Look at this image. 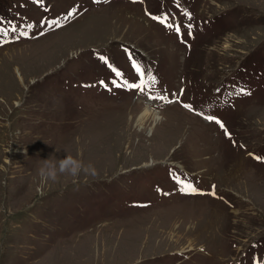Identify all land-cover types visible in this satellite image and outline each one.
Returning a JSON list of instances; mask_svg holds the SVG:
<instances>
[{
    "label": "rangeland",
    "instance_id": "1",
    "mask_svg": "<svg viewBox=\"0 0 264 264\" xmlns=\"http://www.w3.org/2000/svg\"><path fill=\"white\" fill-rule=\"evenodd\" d=\"M3 31L0 264H264V0H0ZM129 54L154 86H113ZM67 154L94 174L41 177Z\"/></svg>",
    "mask_w": 264,
    "mask_h": 264
},
{
    "label": "snow or ice",
    "instance_id": "2",
    "mask_svg": "<svg viewBox=\"0 0 264 264\" xmlns=\"http://www.w3.org/2000/svg\"><path fill=\"white\" fill-rule=\"evenodd\" d=\"M34 2L39 5V4L42 3V0H34ZM134 2H135V0H134ZM75 14L76 13L74 11L70 10L68 12L67 16L65 17V19H68V18L72 17ZM149 15H151V14L149 13ZM152 18L154 20H157L159 23L165 25L166 27L172 29L173 31H175L178 36L181 34V25L177 24V23H172L171 22V18L168 17L167 14H165L163 16H160V17H152ZM54 23H55V26H57V27L60 26L59 22H54ZM189 27H191V26H189ZM12 31L15 32L16 29L13 28ZM0 35H3V36L6 37L8 35V32L7 31L0 32ZM21 35H26V33H21ZM100 59L107 66L112 68V71H113L114 75L117 77V80L113 81V86L114 87H127L129 89H137V90L143 92L149 86L146 82H151V86L155 85V82H156L155 81V77H153L151 75V72L149 70H145L142 65H140L138 62H136L131 54H129V60L132 63L133 70L136 73L139 82H129L126 79V77H124V74L122 72H120L119 70H117V69H115L114 67L111 66L110 61H109V59L107 57L101 55ZM241 91L244 92V90H241ZM185 107L189 108V110H192L190 108V106H188V105H185ZM200 115H203V113H201ZM203 118L206 119L209 122H215L222 129H225L226 135H229V133H227V131H226V126L218 118H216L214 116H211V115L203 116ZM178 183H180L182 188H184L186 190H190L192 193H196L197 192V189L193 187V185H192V183L190 181L180 180ZM214 194L215 193H213V195Z\"/></svg>",
    "mask_w": 264,
    "mask_h": 264
},
{
    "label": "clouds",
    "instance_id": "3",
    "mask_svg": "<svg viewBox=\"0 0 264 264\" xmlns=\"http://www.w3.org/2000/svg\"><path fill=\"white\" fill-rule=\"evenodd\" d=\"M43 163L44 166L39 170L41 177L52 180H55L58 174L64 173L70 174L72 176H77L81 171H91L94 174V169L91 165L86 166L81 160L76 159L68 154L63 159L57 160L56 158H49Z\"/></svg>",
    "mask_w": 264,
    "mask_h": 264
},
{
    "label": "bare ground",
    "instance_id": "4",
    "mask_svg": "<svg viewBox=\"0 0 264 264\" xmlns=\"http://www.w3.org/2000/svg\"><path fill=\"white\" fill-rule=\"evenodd\" d=\"M17 105V104H16ZM140 115L136 118V122L142 127V122L147 118L150 117L152 120L151 126L148 128L147 135L149 136L152 132V127L155 126L158 121L160 122L162 118L160 117V113L158 111L150 110L147 108L142 109V112L139 113Z\"/></svg>",
    "mask_w": 264,
    "mask_h": 264
}]
</instances>
